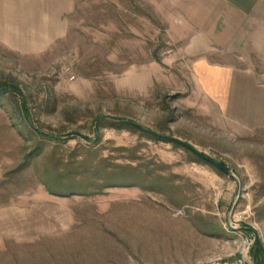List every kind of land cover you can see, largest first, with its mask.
Returning a JSON list of instances; mask_svg holds the SVG:
<instances>
[{
    "label": "rangeland",
    "instance_id": "rangeland-1",
    "mask_svg": "<svg viewBox=\"0 0 264 264\" xmlns=\"http://www.w3.org/2000/svg\"><path fill=\"white\" fill-rule=\"evenodd\" d=\"M256 2L0 0V264L264 263Z\"/></svg>",
    "mask_w": 264,
    "mask_h": 264
},
{
    "label": "built area",
    "instance_id": "built-area-1",
    "mask_svg": "<svg viewBox=\"0 0 264 264\" xmlns=\"http://www.w3.org/2000/svg\"><path fill=\"white\" fill-rule=\"evenodd\" d=\"M252 243L244 242L245 251L242 252L239 257H231V258H217L209 261L206 264H258L254 258L250 256V247Z\"/></svg>",
    "mask_w": 264,
    "mask_h": 264
},
{
    "label": "water",
    "instance_id": "water-1",
    "mask_svg": "<svg viewBox=\"0 0 264 264\" xmlns=\"http://www.w3.org/2000/svg\"><path fill=\"white\" fill-rule=\"evenodd\" d=\"M83 139L86 140V141H91V140L88 139V138H84V137H83ZM180 145H181L182 147H184L185 149H187L189 152H191L193 155H195V156H196L197 158H199L200 160H202V161L208 163L209 165H211L212 167H214V168L217 169L218 171H220V172H222V173L228 175L230 178H232V179L234 178V177H233V176H232V175L226 170V168H224L221 164H219V163L213 161L212 159H210L209 157H207V156H205V155H203V154L197 152L195 149H193L191 146H189V145H187V144H185V143L180 142ZM256 244H257V243H256Z\"/></svg>",
    "mask_w": 264,
    "mask_h": 264
},
{
    "label": "crops",
    "instance_id": "crops-1",
    "mask_svg": "<svg viewBox=\"0 0 264 264\" xmlns=\"http://www.w3.org/2000/svg\"><path fill=\"white\" fill-rule=\"evenodd\" d=\"M256 1H258V0H234V3H232L231 5L232 6H236V7H240V9L241 8H245V7H247V6H249L250 4V7L252 8V6L254 5V4H257V2ZM258 5V4H257ZM235 7V8H236ZM237 10V9H236ZM251 10L249 9H247L246 10V14H251V12H250Z\"/></svg>",
    "mask_w": 264,
    "mask_h": 264
},
{
    "label": "trees",
    "instance_id": "trees-1",
    "mask_svg": "<svg viewBox=\"0 0 264 264\" xmlns=\"http://www.w3.org/2000/svg\"><path fill=\"white\" fill-rule=\"evenodd\" d=\"M9 92L10 93H16L17 94V91L15 89H9ZM258 251H260V249H257ZM255 261L258 263V264H264V263H261L259 262L257 259H255Z\"/></svg>",
    "mask_w": 264,
    "mask_h": 264
}]
</instances>
